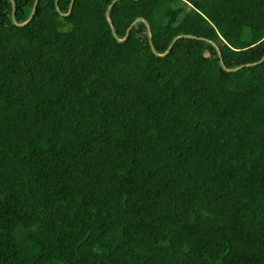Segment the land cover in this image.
<instances>
[{
    "label": "trees",
    "instance_id": "16d2710c",
    "mask_svg": "<svg viewBox=\"0 0 264 264\" xmlns=\"http://www.w3.org/2000/svg\"><path fill=\"white\" fill-rule=\"evenodd\" d=\"M38 1L0 0V264H264V0Z\"/></svg>",
    "mask_w": 264,
    "mask_h": 264
},
{
    "label": "water",
    "instance_id": "95a60500",
    "mask_svg": "<svg viewBox=\"0 0 264 264\" xmlns=\"http://www.w3.org/2000/svg\"><path fill=\"white\" fill-rule=\"evenodd\" d=\"M74 1L75 0H73V3H74ZM116 1H120V0H116ZM38 0H37V3H36V6H35V8H34V11H33V14H32V16L30 17V19H29V21L27 22V23H29L30 21H31V19L33 18V16H34V14H35V11H36V9H37V5H38ZM73 3H72V7H73ZM110 13H108V15H107V18H108V20L110 21V15H109ZM14 20H15V10H14ZM147 22L145 19H139V20H137L135 23H134V25H136V24H138L139 22ZM26 23V24H27ZM26 24H24V25H26ZM21 26H23V25H21ZM150 35H151V31H150ZM179 38H177L175 41H174V43H173V45L175 44V42L178 40ZM126 40V39H125ZM124 40H121V42H123ZM172 45V46H173ZM172 46H171V48L169 49V52H170V50L172 49ZM169 52H167V54L169 53ZM222 64H223V66L226 68V70H228V71H230V72H233V71H236V70H238V69H234V70H231V69H228L226 66H225V63H224V61L222 60Z\"/></svg>",
    "mask_w": 264,
    "mask_h": 264
}]
</instances>
